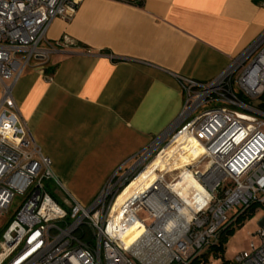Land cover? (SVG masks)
I'll use <instances>...</instances> for the list:
<instances>
[{
  "label": "built area",
  "instance_id": "obj_1",
  "mask_svg": "<svg viewBox=\"0 0 264 264\" xmlns=\"http://www.w3.org/2000/svg\"><path fill=\"white\" fill-rule=\"evenodd\" d=\"M81 2L0 0V215L19 198L1 234L0 264H193L249 206L264 204V31L213 79L180 78L184 101L177 117L84 204L62 185L18 114L4 106L28 67H42L69 47L50 42L47 31L54 18L71 20ZM191 139L201 152L173 165L180 160L177 142ZM165 148L172 149L169 165L113 209L143 163ZM182 177L194 183H179ZM255 234L258 243L229 264H264V223Z\"/></svg>",
  "mask_w": 264,
  "mask_h": 264
},
{
  "label": "crops",
  "instance_id": "obj_2",
  "mask_svg": "<svg viewBox=\"0 0 264 264\" xmlns=\"http://www.w3.org/2000/svg\"><path fill=\"white\" fill-rule=\"evenodd\" d=\"M262 31L264 0H82L47 31L69 47L28 67L4 106L85 204L177 117L180 78L213 79Z\"/></svg>",
  "mask_w": 264,
  "mask_h": 264
},
{
  "label": "rangeland",
  "instance_id": "obj_3",
  "mask_svg": "<svg viewBox=\"0 0 264 264\" xmlns=\"http://www.w3.org/2000/svg\"><path fill=\"white\" fill-rule=\"evenodd\" d=\"M8 82V81H6ZM1 91H0V99H1ZM181 142V143H180ZM193 142V139L186 140V141H178L175 145L177 149H180V152L183 151L184 153L181 156L182 159H186L188 157L187 152L190 153V157H194L195 154L198 153V150H194L193 152H190L188 150V147ZM182 144L183 146H180ZM199 145V144H198ZM180 146V147H179ZM187 149H185V148ZM159 151V150H158ZM153 154V156L149 157L143 165L145 168L139 173L136 180L132 184V186H136L141 179L145 177L147 174L149 166L154 163L161 161L165 155L172 152L171 148H165L159 155H157V152ZM155 157V158H154ZM177 160H174L173 165H177L179 162H176ZM156 162V163H157ZM168 164V163H167ZM166 166V165H165ZM129 167V166H128ZM156 167V166H154ZM179 167V166H177ZM126 169V168H125ZM123 169V171L125 170ZM157 170H162L161 165L157 167L155 170L151 171L149 174L146 175L145 184H147L150 180H153L155 177H157ZM144 181L141 180L140 183H143ZM49 190L52 192L55 197L59 200V202L64 206L67 207L63 201H62V192L56 186H54L52 183H49ZM142 187V186H141ZM138 190H136L137 192ZM135 192V193H136ZM133 193V192H132ZM18 197L14 200V203L10 206L8 212L0 215V240H1V234L3 230L5 229L6 225L12 218L13 214L15 213V210L17 209V201ZM252 205H255V210L251 215H245L244 217H241L239 220H235V222L232 224L233 231L229 234H227L225 241H224V251L222 253V256L217 257L216 255L210 254L208 256V260L204 262L203 260L199 261L198 263L194 264H221L223 260L232 261L236 254L240 253L241 251L247 250L249 248V244L251 241H254L256 244L258 243V238L256 237L255 232L259 229L260 225L264 223V204L260 203H253ZM251 205V206H252ZM249 206L248 209L251 207ZM247 209V210H248ZM140 217L145 223H149L150 219L146 211H142L140 213ZM205 252V251H204ZM203 252V253H204ZM5 264V263H3Z\"/></svg>",
  "mask_w": 264,
  "mask_h": 264
},
{
  "label": "bare ground",
  "instance_id": "obj_4",
  "mask_svg": "<svg viewBox=\"0 0 264 264\" xmlns=\"http://www.w3.org/2000/svg\"><path fill=\"white\" fill-rule=\"evenodd\" d=\"M181 143V142H180ZM199 143L197 142V140H194L193 139V142L191 143V145L188 147V150L190 151V152H193L194 150H198V153L197 154H195L194 155V157L195 156H197L200 152H201V147H200V144L198 145ZM180 146H183L182 144H180ZM179 146V147H180ZM185 148V147H184ZM186 149V148H185ZM187 150V149H186ZM171 153L172 152H170L169 154H167V155H165V157H163V159L161 160V161H158L156 164H155V166L156 167H154L153 166V168H151V171H153V170H155L157 167H159V165H161V168L163 169V167H165V165H169V163L167 164V162H168V159L170 158V155H171ZM184 152L183 151H181L180 152V155H182ZM187 155H188V157H186V159H182V157L180 156V163L182 164V162H187V161H190V160H192L194 157H190V153L189 152H187ZM180 163H178L177 164V166H179L180 167ZM145 168V167H144ZM143 168V169H144ZM142 169V170H143ZM141 170V171H142ZM140 171V172H141ZM150 171V172H151ZM139 172V173H140ZM150 172H148L147 174H149ZM139 173L137 174V176L139 175ZM146 174V175H147ZM146 175H145V177L143 178V179H141L142 181H144L143 183H140L141 182V180L139 181V183L134 187V186H132V184L134 183V181L136 180V178H137V176L124 188V190L119 194V196H118V198H117V200L115 201V204H114V206H113V209H115L122 201H124L125 199H127V198H129V197H131V196H133V195H135V194H138V193H140V192H142L145 188H147L157 177H155L153 180H150L147 184H145V179H146ZM188 182V184H192V183H194V181H193V179L192 178H187V177H182V180L181 181H179V183H184V182ZM142 186V187H141ZM136 190H138L137 192H136ZM133 192V193H132ZM136 192V193H135Z\"/></svg>",
  "mask_w": 264,
  "mask_h": 264
},
{
  "label": "trees",
  "instance_id": "obj_5",
  "mask_svg": "<svg viewBox=\"0 0 264 264\" xmlns=\"http://www.w3.org/2000/svg\"><path fill=\"white\" fill-rule=\"evenodd\" d=\"M49 187V185H47ZM255 210V205H252L248 210H246L244 213H242L237 220H239L241 217H244L245 215H251ZM233 231L232 226L227 227L224 229L219 236V241L217 244L210 246L208 249L205 250V252L202 254L199 261L203 260L206 262L208 260V256L210 254L216 255L217 257L222 256V253L224 251V241L227 236V234L231 233ZM198 260H195L194 263H198ZM193 263V264H194ZM230 261L223 260L221 264H229Z\"/></svg>",
  "mask_w": 264,
  "mask_h": 264
}]
</instances>
